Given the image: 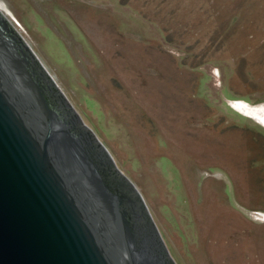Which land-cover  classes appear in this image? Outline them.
I'll return each mask as SVG.
<instances>
[{
	"label": "rangeland",
	"instance_id": "rangeland-1",
	"mask_svg": "<svg viewBox=\"0 0 264 264\" xmlns=\"http://www.w3.org/2000/svg\"><path fill=\"white\" fill-rule=\"evenodd\" d=\"M0 10L176 264H264V0H0Z\"/></svg>",
	"mask_w": 264,
	"mask_h": 264
},
{
	"label": "water",
	"instance_id": "water-1",
	"mask_svg": "<svg viewBox=\"0 0 264 264\" xmlns=\"http://www.w3.org/2000/svg\"><path fill=\"white\" fill-rule=\"evenodd\" d=\"M160 238L138 192L0 10V264H176Z\"/></svg>",
	"mask_w": 264,
	"mask_h": 264
},
{
	"label": "flooded vegetation",
	"instance_id": "flooded-vegetation-1",
	"mask_svg": "<svg viewBox=\"0 0 264 264\" xmlns=\"http://www.w3.org/2000/svg\"><path fill=\"white\" fill-rule=\"evenodd\" d=\"M92 145V144H91ZM90 145V146H91ZM93 149H94V147H93ZM100 154V155H99ZM93 153V155L97 158V160L99 161V163H102L103 164V166H101V167H103L105 170H106V175H107V177H108V179H110L111 178V176H110V174H111V169L109 168L111 165L109 164V163H106V162H103L102 160V155H101V153ZM100 156V157H99ZM109 172H110V174H109ZM110 181H111V179H110ZM112 182V181H111ZM114 185H115V183L114 182H112ZM111 184V183H110ZM114 185H111L112 187L114 186ZM113 188H116L115 186L113 187ZM117 189V188H116ZM115 189V190H116ZM257 215H259L260 217H261V220L263 219L264 220V213H261V212H257L256 213Z\"/></svg>",
	"mask_w": 264,
	"mask_h": 264
},
{
	"label": "bare ground",
	"instance_id": "bare-ground-1",
	"mask_svg": "<svg viewBox=\"0 0 264 264\" xmlns=\"http://www.w3.org/2000/svg\"><path fill=\"white\" fill-rule=\"evenodd\" d=\"M240 105V107H241V109L242 110H244V111H246V112H250L248 109H246V107L244 106V104H239ZM261 109V108H260ZM257 110V109H256ZM262 111V110H261ZM251 113V112H250Z\"/></svg>",
	"mask_w": 264,
	"mask_h": 264
},
{
	"label": "trees",
	"instance_id": "trees-1",
	"mask_svg": "<svg viewBox=\"0 0 264 264\" xmlns=\"http://www.w3.org/2000/svg\"><path fill=\"white\" fill-rule=\"evenodd\" d=\"M123 3H124V4H127V0H123Z\"/></svg>",
	"mask_w": 264,
	"mask_h": 264
}]
</instances>
